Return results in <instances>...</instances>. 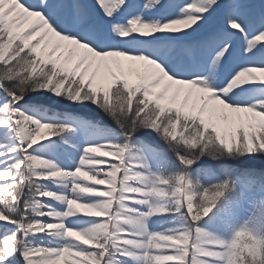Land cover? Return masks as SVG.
Here are the masks:
<instances>
[{
	"label": "snow or ice",
	"instance_id": "1",
	"mask_svg": "<svg viewBox=\"0 0 264 264\" xmlns=\"http://www.w3.org/2000/svg\"><path fill=\"white\" fill-rule=\"evenodd\" d=\"M145 9L161 19H145ZM122 10L132 17L126 27L116 20ZM260 45V0L187 6L175 0H0V129L13 139L10 147L0 145V226L15 228L0 247V264H62L68 257L66 264H264V235L255 228L240 227L229 240L201 228L218 205H231L236 189L214 169L194 168L204 155L259 158L261 170L254 163L243 174L255 177L264 192ZM241 56L249 60L237 69ZM122 60L139 62L137 83L130 84ZM101 73L110 76L107 84L96 83ZM185 88L183 104L173 107ZM194 92L204 95L185 112ZM29 93L95 105L121 129L122 142L86 144L74 168H61L36 146L76 129L48 119L38 105L26 112L22 102ZM141 128L177 146L184 171L153 173L149 159L166 164V150L144 144L150 157L137 154L132 140ZM102 164L108 169L103 175L96 167ZM81 179L107 187L98 190ZM81 209L106 219L78 227ZM156 218H167L168 227L151 230ZM216 219L224 222V216ZM40 236L58 243L33 245L30 238ZM242 236L254 253L244 250Z\"/></svg>",
	"mask_w": 264,
	"mask_h": 264
},
{
	"label": "rangeland",
	"instance_id": "2",
	"mask_svg": "<svg viewBox=\"0 0 264 264\" xmlns=\"http://www.w3.org/2000/svg\"><path fill=\"white\" fill-rule=\"evenodd\" d=\"M175 2L183 3L185 6H187V4L193 3L194 0H175ZM260 2H264V0H260ZM140 3L143 4V0H140ZM177 11L179 10L177 9ZM142 15L145 19L151 20H154L155 18H161L160 14H158L157 12L147 11L146 9L142 12ZM174 15L175 14H173V16ZM131 18V16H128L122 10L117 15L116 20L120 23L122 27H126L128 20H130ZM52 40H55V38H52ZM239 43L240 38L237 37V44ZM259 47H264V45H260ZM248 60V57L241 56L240 60L235 65V67L238 69L239 67L245 66ZM126 73L130 84H135L138 82L136 81L135 73L133 71ZM105 75L108 80H110V76H108L107 73H105ZM198 94L200 93H193V95ZM176 102H178V107L183 104L182 100ZM251 102L256 103L257 101L252 100ZM32 104L35 105L32 106ZM37 105L39 106V110L48 119L59 123L69 124L76 129L75 134L66 133L62 136L55 137L56 142H60L62 138H70L74 136H82L87 138L92 134H98L103 141L113 138L119 139L121 140V142L123 140L121 129L119 128L112 126H107L103 128L94 123L86 121L82 117H72L74 115V111L80 112L79 107L87 108L92 104H76L77 106L73 107L74 104L69 103L66 100L57 99L51 96L49 93H29L25 97V100L22 102L24 110L36 111ZM93 107L96 110L98 109V107H96L95 105H93ZM210 107L212 106L210 105ZM109 130H114V133L110 132ZM177 131L179 133V128L177 129ZM154 133L156 132L146 129V131L144 132V136L148 137ZM47 135L51 134L47 133ZM132 143L135 145V149L138 150L137 154L144 156L146 159L150 157L151 153L148 152V150L144 147V144H149L155 149H157L156 146H158L156 143H152L151 141L146 143L144 138H140L136 134H134L133 136ZM50 146L53 148L57 155L62 156L63 153L56 150V146L54 143H51ZM66 159H68V157H66ZM149 163L151 171L163 177L175 175L179 172L184 171L182 166L179 164L178 160H169L168 156L167 163L164 165H160L150 159ZM196 168L200 167L197 166ZM235 189V193L229 196V199L231 200V205H225L222 202L221 205H218L217 209H214V213H216V216H224V222H218L216 216L210 214L209 217H206L203 221H201V228H203L205 224H210L213 222L214 224H216L215 228L218 229L219 237L224 238L226 240L231 239L234 232L245 225L255 228L257 231H259L261 235H264V223L261 222L264 221V192L261 191L259 185L256 183V178L249 177L248 181L245 184H235ZM166 219L167 218H156L150 221L149 228L153 231H159L163 228L168 227V224L165 222ZM10 228L13 230L10 231ZM13 232H15V228L12 226L4 228L2 231H0V247L3 246V240L10 236Z\"/></svg>",
	"mask_w": 264,
	"mask_h": 264
},
{
	"label": "bare ground",
	"instance_id": "3",
	"mask_svg": "<svg viewBox=\"0 0 264 264\" xmlns=\"http://www.w3.org/2000/svg\"><path fill=\"white\" fill-rule=\"evenodd\" d=\"M85 2L93 3L94 0H85ZM160 19L161 18H155L154 20H160ZM52 41L55 42V40H52ZM121 62L125 65L126 72H128V68L132 69V71L135 73L136 81H138L137 80V75H136V70L140 68L139 62L133 63L131 61H126V60H122ZM74 63H75V61H72L69 64V67L74 66ZM102 63L111 64V60L105 61V62H102ZM108 81L109 80L106 77L105 73H101L98 76L96 83L97 84H101V83L107 84ZM173 87L175 88L177 86H173ZM186 92H187V89L186 88L183 89L182 92H181V95L177 99V101H181V100L183 101L184 95H185ZM199 95H203V94L200 93L198 95H193V98L189 99L188 105L183 108V110L185 112H189V113L192 112L193 99H195ZM164 103L167 105L169 103V101L166 100V101H164ZM172 106L173 107H178V102H176ZM25 111L28 112L29 114H33V112H34L32 110H25ZM229 115L230 116H234L236 114L229 113ZM239 115L245 116L247 114L241 113ZM206 118H207V116H206ZM81 137L74 136V137H70V138H62L60 140V142L59 141L56 142L55 141V137H53L51 141H44V142L43 141H38V143H40V142H43V143H42V145H37L35 151H36V153L38 155H43L46 158H48L50 160H53L61 168L71 169V168H74L76 166V163L79 160V158H80V156L82 154V150H83V148L85 147L86 144L99 143V142L103 141L98 134H92V135H90L87 138L82 137L84 139H82ZM12 143H13L12 136L10 134L6 135L5 134V130L4 129H0V145H4L6 147H10L12 145ZM51 143L55 144L57 151L63 153L62 156H59V155H57L55 153L53 148L50 146ZM66 157H68V159H66ZM97 159L105 160V161H111L110 157H97ZM111 162L115 163L117 161H111ZM87 167H89V166L88 165L84 166V168L82 170L86 171ZM96 167L98 168V170H101V175H103L104 171L108 170L106 164L96 165ZM119 175L120 174H118V176ZM80 182L83 185H90V186H92V187H94V188H96L98 190H103L104 188L107 187L106 185H95V184H92L91 181H88V180H85V179H81ZM0 183H2V182H0ZM45 183H49V182H45ZM48 187L51 188L52 190H55L54 186L51 185L50 183H49ZM83 195L85 196V199L89 198L87 196V194H83ZM43 199H45L46 201L52 203L53 206H55V207H58V208L60 207L55 201H51V198H43ZM114 207H115V205H114ZM85 211L86 210H84V209L78 210L77 215L80 217L79 218L80 222L76 226L81 227V228H86L92 222V221H90L88 219H97V220L106 219V217H96V216H91V215H85ZM45 219L50 220L51 218H45ZM215 227H216V224H214L212 222L210 224H205L203 229H205V230H207V231H209V232H211V233H213V234H215V235H217L219 237L218 229L215 228ZM3 229H4V227L0 226V231H2ZM11 230H13V229L10 228V231ZM30 239H31V242H32L33 245H40V246H46V247H52V246H55L56 243H58V241L51 240L50 238L43 237V236L30 238ZM70 239H73L77 243L80 242L78 240H75L74 237L70 238ZM84 246L88 247V245H84ZM71 259H72L71 257H68V258H66V261H70ZM66 261H62V264H66Z\"/></svg>",
	"mask_w": 264,
	"mask_h": 264
},
{
	"label": "trees",
	"instance_id": "4",
	"mask_svg": "<svg viewBox=\"0 0 264 264\" xmlns=\"http://www.w3.org/2000/svg\"><path fill=\"white\" fill-rule=\"evenodd\" d=\"M76 106V104L73 105V107ZM79 110L80 112H78V114H83V116L87 119H92L95 122H98L99 124L104 126H112L118 128L117 125L114 123L113 119L106 115L105 112L102 111L100 108L96 110L94 109L93 105H90L87 108L79 107ZM145 131L146 129L141 128L135 134L140 138H144L146 143H148L149 141H151L152 143H156L158 146L152 143L150 144L156 146L158 150H166V156H168L169 160L176 159L175 150L177 146L166 143L161 138V136L157 135L156 133L145 137ZM254 163L257 169L261 170L259 167V158L256 161H253L252 158L247 157L243 159H228L218 155V158L214 160L211 159L208 155H204L203 157L199 158L194 168L198 166L201 169H214L216 175L220 177L221 180L227 178L231 179L234 184H245L248 181V178L251 176H245L243 173L246 169L251 168ZM224 166H227L228 169H232L233 171L226 172Z\"/></svg>",
	"mask_w": 264,
	"mask_h": 264
},
{
	"label": "clouds",
	"instance_id": "5",
	"mask_svg": "<svg viewBox=\"0 0 264 264\" xmlns=\"http://www.w3.org/2000/svg\"><path fill=\"white\" fill-rule=\"evenodd\" d=\"M248 240V237H241V243L243 244L244 250L248 251L249 253H254L255 252V246L254 244L251 243H245V241Z\"/></svg>",
	"mask_w": 264,
	"mask_h": 264
}]
</instances>
